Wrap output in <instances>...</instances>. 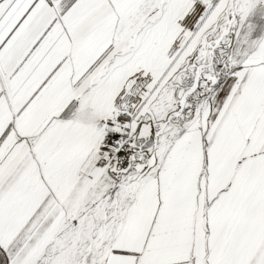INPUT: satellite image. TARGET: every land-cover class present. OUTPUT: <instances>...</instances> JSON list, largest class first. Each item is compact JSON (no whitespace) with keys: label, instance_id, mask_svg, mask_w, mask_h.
<instances>
[{"label":"snow or ice","instance_id":"obj_1","mask_svg":"<svg viewBox=\"0 0 264 264\" xmlns=\"http://www.w3.org/2000/svg\"><path fill=\"white\" fill-rule=\"evenodd\" d=\"M0 264H264V0H0Z\"/></svg>","mask_w":264,"mask_h":264}]
</instances>
